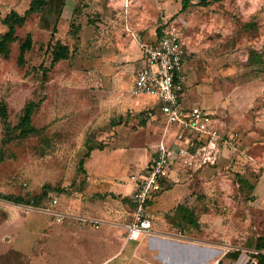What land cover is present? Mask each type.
Wrapping results in <instances>:
<instances>
[{
  "label": "rangeland",
  "instance_id": "1",
  "mask_svg": "<svg viewBox=\"0 0 264 264\" xmlns=\"http://www.w3.org/2000/svg\"><path fill=\"white\" fill-rule=\"evenodd\" d=\"M63 1L52 39L38 14L29 15L0 55V104L7 109L0 118V264H63L62 223L43 210L53 199L81 215L119 201L109 192L132 187L130 176L145 169L161 139L172 148V167L151 201H178L182 217L174 222L183 240L209 249L203 255L210 264L212 255L264 239V0H189L184 10V0ZM29 2L0 6L22 12ZM171 24L184 43L181 106L212 114L218 128L211 162H186L175 130L163 134L159 112L147 113L154 100L131 96L143 65L139 42H153L158 28ZM27 33L32 47L19 63ZM60 51L66 57L55 60ZM28 102L37 131L23 138L16 126ZM87 146L102 149L81 170ZM132 156L141 160L130 163ZM114 249L86 259L82 246L69 264H95Z\"/></svg>",
  "mask_w": 264,
  "mask_h": 264
},
{
  "label": "built area",
  "instance_id": "2",
  "mask_svg": "<svg viewBox=\"0 0 264 264\" xmlns=\"http://www.w3.org/2000/svg\"><path fill=\"white\" fill-rule=\"evenodd\" d=\"M135 40L139 42L137 38ZM139 44L143 65L135 74L131 96L138 98L149 96L154 100L152 109L155 108L160 114L164 127L163 134L173 129L175 139L186 145L185 148L178 149L180 157H185L186 162L213 161L215 156L212 154L217 153L220 140L213 115L201 109L188 110L181 106L186 78L183 70L184 43L180 31L173 24L164 26L153 42ZM151 110L147 111L149 115ZM171 153L172 148H167L161 139L156 154L145 169L137 175L130 176L134 185L135 211L131 220L123 225L127 241H137L152 231V222L146 215L147 204L166 186L172 167ZM200 154L202 157L198 158ZM51 203L56 205L57 200L53 199ZM43 211L59 222L70 219L81 224H92L95 228L99 227V223L94 219L49 209ZM230 249L223 252L221 257L214 259L212 264H257L255 255L264 254V251L239 248L238 257L230 260L225 258Z\"/></svg>",
  "mask_w": 264,
  "mask_h": 264
},
{
  "label": "crops",
  "instance_id": "3",
  "mask_svg": "<svg viewBox=\"0 0 264 264\" xmlns=\"http://www.w3.org/2000/svg\"><path fill=\"white\" fill-rule=\"evenodd\" d=\"M62 2L63 0H47L44 11L38 14L40 17L39 24L43 28L50 30L51 34ZM29 4L30 2L28 3V7L23 5L22 12L12 9L13 7L11 9L7 7L2 9L0 6V35L6 31V26L1 22L2 18L12 10L19 15H23L29 8ZM12 6L18 7V2H15L14 5L12 3ZM136 159L141 160L140 156H132L130 163L135 162ZM116 188V192H109L111 193L109 195L112 198H119V201L110 204H98L99 206L95 208L91 207L87 213L82 215L63 211L57 208L58 204L52 205L50 202V207L47 208L50 211L82 216L94 219L99 223V227L95 228L92 224H81L77 221L66 219L64 221H67V224L65 223L66 225L63 226L64 221L59 222L52 216L55 223H62L57 229H59L58 231L62 235V246L58 249V256L63 258V264H69L75 258L82 256L80 252L82 246L83 248L86 247L87 251H89L86 259H91V257L96 258L106 249L111 250L113 246L115 247L113 252L95 264H112L119 259L121 262L119 261L118 264H209L208 259H206L209 249L200 248L181 238L180 227L174 222V218L176 217L175 209L178 206L176 199L169 203L168 198H160L154 202V205L152 201H149L146 215L151 219L152 231L137 241H127L123 225L131 220L135 211L133 200L134 185L128 188L127 186L124 187L122 184H118ZM130 243H134V245ZM74 250H77L78 253L75 254ZM221 254H218L216 258L221 257ZM213 257L214 255L211 256L210 264L216 259Z\"/></svg>",
  "mask_w": 264,
  "mask_h": 264
},
{
  "label": "trees",
  "instance_id": "4",
  "mask_svg": "<svg viewBox=\"0 0 264 264\" xmlns=\"http://www.w3.org/2000/svg\"><path fill=\"white\" fill-rule=\"evenodd\" d=\"M188 1L189 0L183 1L182 10L187 8ZM206 1L207 0H201V4L204 5ZM63 4H64V1L62 2V6ZM46 5H47V0H31L29 4V8L24 12L23 15H19L18 13L12 10L6 16L2 18L1 22L3 23V25L6 26V31L0 35V55L5 54L8 51L9 46L14 41L17 40L16 30L18 27L22 26L26 22L28 16L43 12ZM61 8H60L58 17L60 16ZM55 27H56V24L53 27L52 34L55 33L56 31ZM161 29L162 28H158L157 36L160 34ZM52 34H51L50 39H52ZM31 47H32V36L29 33H27L25 35V38L21 41L19 45V52H20L19 57H18L19 63H22L23 54L26 51L30 50ZM65 52H66V49H65ZM65 57H66L65 53L63 51H60L55 55V60L64 59ZM40 68H42V65H40ZM42 77L43 78L46 77V72L44 69H43ZM34 107L35 106L32 102L26 103L24 107L21 109L20 116L18 117V123H17L16 128L19 130L20 132L19 134L23 138L28 137L29 135L37 131L36 128L32 126V119H31ZM154 110L155 108L152 109L151 111H154ZM0 118L2 121H5L7 119V109L3 104H0ZM95 149H102V148L87 146L86 152L83 154L82 158L79 160V163H78L79 168L81 170H83L85 160L90 157L91 152ZM7 199L13 202H18V201H15V199L12 197H7ZM180 211H181V208L177 206L175 209L176 217L174 218L176 222H177V216H179L180 218L182 217L180 216L181 214H179ZM249 250H254V251H259V252L264 251V239L259 240L256 243V245L250 248ZM239 252H240L239 248H231L230 251L227 252V254L225 255V258L230 259V260H235L238 257ZM255 258L257 259V264H264V254H257L255 255Z\"/></svg>",
  "mask_w": 264,
  "mask_h": 264
}]
</instances>
